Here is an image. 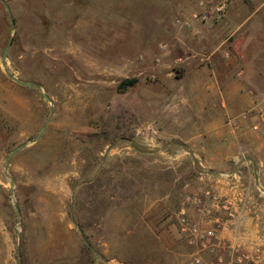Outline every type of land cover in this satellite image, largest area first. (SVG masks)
Masks as SVG:
<instances>
[{
  "label": "rangeland",
  "instance_id": "374dc122",
  "mask_svg": "<svg viewBox=\"0 0 264 264\" xmlns=\"http://www.w3.org/2000/svg\"><path fill=\"white\" fill-rule=\"evenodd\" d=\"M263 3L0 0V264H178L202 248L179 232L184 207L221 225L207 264L232 248L264 264L228 202L240 165L217 164L192 133L213 66L244 65L264 92ZM229 124L236 142L244 126Z\"/></svg>",
  "mask_w": 264,
  "mask_h": 264
},
{
  "label": "crops",
  "instance_id": "0c3cea01",
  "mask_svg": "<svg viewBox=\"0 0 264 264\" xmlns=\"http://www.w3.org/2000/svg\"><path fill=\"white\" fill-rule=\"evenodd\" d=\"M259 9L243 20L241 35L250 32L244 26L258 18ZM254 68L262 70L264 66L257 64ZM223 69L222 74L215 66L208 69L209 73L200 70L205 71L203 74H207V78H198L197 94L192 102H197L199 119L203 118V122L200 121L202 128L194 129L192 133H207L209 156L216 152L220 154L211 157H215L217 164L240 165V173L229 174L227 179L230 183L236 180L242 183L238 189L230 186L227 190L229 206L237 214L238 225L244 229L243 236L264 244V92L258 90V82L243 78L242 72L247 69L244 65L241 67L230 61ZM226 118L229 123L236 121L244 126L236 142L232 140L236 130L224 122ZM237 147L241 158L233 152ZM246 170H252L253 175H248ZM252 200L254 206L250 204Z\"/></svg>",
  "mask_w": 264,
  "mask_h": 264
},
{
  "label": "built area",
  "instance_id": "2783aa9c",
  "mask_svg": "<svg viewBox=\"0 0 264 264\" xmlns=\"http://www.w3.org/2000/svg\"><path fill=\"white\" fill-rule=\"evenodd\" d=\"M188 202L196 203L197 205L201 204V199L195 197L193 199L188 198ZM229 210V216L233 217V213L230 207H225ZM179 232L181 235L185 236L186 239L191 244H199L202 248H197L192 254L185 257L178 264H207L204 260L205 250L214 251V248H219L220 245H217L216 241H219L218 233L221 232L218 228L221 225H218L217 228L203 229L198 222L191 221L188 213L184 208L181 209L179 213ZM223 227V226H222ZM210 246H207V245ZM226 249H224L225 251ZM229 258L227 261L223 257L218 258V264H245L248 257L244 254H236L235 249H228ZM264 258V256H262Z\"/></svg>",
  "mask_w": 264,
  "mask_h": 264
},
{
  "label": "water",
  "instance_id": "95a60500",
  "mask_svg": "<svg viewBox=\"0 0 264 264\" xmlns=\"http://www.w3.org/2000/svg\"><path fill=\"white\" fill-rule=\"evenodd\" d=\"M5 8H6V11H7V13H8V15H9V19H10V21H11V25H12V27L14 26V23H13V21H12V18H11V15H10V13H9V10H8V8H7V6L5 5ZM6 52L7 51H5V53H4V55H3V57H2V65H4L5 64V58H6ZM8 75V74H7ZM11 79H13V77H11L10 75H8ZM14 80V79H13ZM19 83V82H18ZM25 85H30V84H25ZM36 88H38V89H40V87L38 86V85H34ZM43 98L45 99V100H48V98H47V96L45 95V94H43ZM21 148V146H19L17 149H15L10 155H9V157L11 156V155H13V153L15 152V151H17L18 149H20ZM12 188H13V183H12V185H11V188H10V193H12Z\"/></svg>",
  "mask_w": 264,
  "mask_h": 264
},
{
  "label": "trees",
  "instance_id": "16d2710c",
  "mask_svg": "<svg viewBox=\"0 0 264 264\" xmlns=\"http://www.w3.org/2000/svg\"><path fill=\"white\" fill-rule=\"evenodd\" d=\"M135 83V80H123L121 83H120V88L124 89V87L126 86H131Z\"/></svg>",
  "mask_w": 264,
  "mask_h": 264
}]
</instances>
